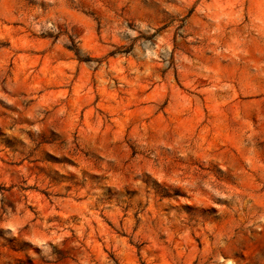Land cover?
<instances>
[{"label":"rangeland","instance_id":"374dc122","mask_svg":"<svg viewBox=\"0 0 264 264\" xmlns=\"http://www.w3.org/2000/svg\"><path fill=\"white\" fill-rule=\"evenodd\" d=\"M0 264H264V0H0Z\"/></svg>","mask_w":264,"mask_h":264},{"label":"trees","instance_id":"16d2710c","mask_svg":"<svg viewBox=\"0 0 264 264\" xmlns=\"http://www.w3.org/2000/svg\"><path fill=\"white\" fill-rule=\"evenodd\" d=\"M47 37L52 38V36H47ZM70 40H71V44H69L67 46V49L74 53V55L78 61L84 62V63L93 62L92 58H90V57L85 58L84 56H82V52H81V49L79 48V46L75 43V41L73 39H70ZM114 54L115 53H112L111 55H114Z\"/></svg>","mask_w":264,"mask_h":264}]
</instances>
